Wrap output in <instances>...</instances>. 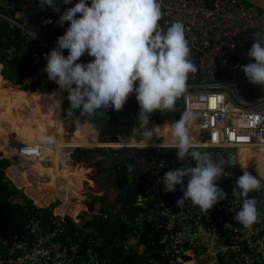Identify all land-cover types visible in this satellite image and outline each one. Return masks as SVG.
<instances>
[{
    "label": "built area",
    "instance_id": "2783aa9c",
    "mask_svg": "<svg viewBox=\"0 0 264 264\" xmlns=\"http://www.w3.org/2000/svg\"><path fill=\"white\" fill-rule=\"evenodd\" d=\"M75 2L71 0V3L63 4L61 0H54L57 5L43 10L36 23L28 20L27 12L21 6L38 9L41 6L38 0H0V19L9 25L11 31L19 30L22 33L29 44L25 49L31 48L38 63L46 59V54L55 47L57 37L68 26L67 21L63 25L58 23L59 15ZM159 4L162 17L158 23L166 29L174 21L182 22L191 50L189 58L199 68L200 79L196 73L188 74L186 93L181 96L182 105L176 101L172 110L180 116L190 108L196 114L195 125L201 141L193 144L194 147L205 148L214 158L225 161L231 158L223 157L226 149L238 150L254 145L264 147V110L261 109L264 96L253 101L243 98L242 90L254 84L237 67L251 62L246 53L252 45V34L256 31L264 33V11L242 0H159ZM64 55H67V50H64ZM91 59L94 58L84 54L77 62ZM161 117L164 118V115ZM162 138L155 146L134 148H173L169 143L162 142ZM44 152L42 146L35 144L14 147L8 157L9 172L15 169L14 175L17 176L26 172L27 181L30 178L40 180L42 175L29 170L27 164L31 160H39ZM146 155L143 154L152 181L148 183L145 195L137 196L135 206L144 209L149 221L154 217L162 219L169 242L162 254L163 260L158 262L150 258L149 264H162L163 261L164 264H264V217L251 228L244 229L234 219L239 205L231 196L237 175L242 169L255 175L257 172L253 168L243 167L239 163L236 167L225 168L216 183L228 192V198L215 204L212 209L201 211L191 203L178 209L168 204L177 199L173 196L174 191L166 193L160 180L167 168L161 151L160 156L152 151ZM190 161L175 159V164L177 167L187 166ZM42 163L51 165V162ZM127 164L125 161L121 165ZM139 174L142 176L146 173ZM259 177L262 178L261 190L251 194L258 203H264V178ZM150 200L156 203L154 210L148 206ZM59 201L60 198L55 196L52 203ZM64 215H60L61 220H35L29 226L35 235L32 241L16 239L9 242L0 235V250H5L0 255V264H107L96 249L101 245L100 241L80 239L76 242L66 239ZM143 215L141 213L130 224L133 231L128 235V248L137 244L140 248L139 241L145 229ZM123 220L126 221V217Z\"/></svg>",
    "mask_w": 264,
    "mask_h": 264
},
{
    "label": "clouds",
    "instance_id": "9594fccd",
    "mask_svg": "<svg viewBox=\"0 0 264 264\" xmlns=\"http://www.w3.org/2000/svg\"><path fill=\"white\" fill-rule=\"evenodd\" d=\"M38 3L53 6L54 0ZM61 3L69 4L71 0ZM161 17L159 0H76L59 15L58 23L63 25L67 21L68 26L46 54L44 71L49 80L67 92V113L92 119L101 111L119 112L134 93L139 108L138 135L146 147L155 146L156 126L148 127L150 117L155 112L172 111L177 99L186 93L188 74L197 72V64L189 58L191 50L182 22L174 21L165 29L158 23ZM252 36L253 43L246 53L251 62L237 67L250 83L264 85V33L256 31ZM84 54L94 59L77 62ZM51 100L52 107L57 109L60 101L56 94ZM196 119L193 110L186 109L168 132L175 157L180 161L191 159L194 166L171 168L160 180L166 193L180 185L178 209L191 203L207 211L228 198V192L216 182L225 165L236 167L238 158L232 155L225 161L194 147L191 133ZM38 141L47 145L54 142L51 136L43 134ZM242 170L231 196L239 205L234 219L249 229L264 217V203L248 195L261 190L262 178L258 173ZM133 171L128 165L127 172Z\"/></svg>",
    "mask_w": 264,
    "mask_h": 264
},
{
    "label": "trees",
    "instance_id": "16d2710c",
    "mask_svg": "<svg viewBox=\"0 0 264 264\" xmlns=\"http://www.w3.org/2000/svg\"><path fill=\"white\" fill-rule=\"evenodd\" d=\"M26 45L29 44L22 33L19 30L11 31L9 25L0 19V64L4 66L3 77L5 80L11 81L14 85H21L28 77L27 75L36 73L42 61L36 63L34 53L31 48L25 49ZM3 84L4 81L0 76V107L3 110V117L1 118L5 120V125L10 128L8 131H5L10 141L23 140L28 135L26 133L35 126L32 123V119L38 114L47 112L56 116L61 115L60 104L57 109H54L51 104L52 100H48V96L56 94V96L61 95L64 98L66 91L58 90L59 88L55 82L47 78V73L29 85H22V91L17 89H3ZM3 96H5V99H3ZM6 101L8 106L3 107L2 104ZM64 105L62 107V115L66 117V115L68 116L70 114L67 113L69 103L66 102ZM138 110V103H136L135 94L133 93L129 96L119 112H109L113 118L123 122L128 130L137 132V134H133L137 139H133L130 136L126 138L129 142L143 141L138 135ZM74 111L78 112V110ZM162 114L164 118L161 117ZM176 117H179V115L173 111L165 110L164 113L155 112L150 117L148 127L156 126L154 132L156 137L159 138L161 137L157 135L159 128L172 124ZM86 119L87 117L81 116L79 113H72L69 119L65 121V130L71 136L70 141L109 144L113 140H119L114 137L110 129H98L94 124H86ZM60 122L62 123V119ZM5 125L2 124L3 127ZM20 126L24 128L27 126L29 131L23 133L20 130ZM97 129L101 130L100 139L99 136L93 138V133ZM13 131L17 133L18 139L11 137ZM124 140L122 139L121 142ZM60 142L64 141L57 139L54 147ZM49 146L42 145V147ZM124 149L122 147L113 148L110 146L75 148L72 153V159L76 163L82 162L83 158L95 160L98 157H106V160L85 162V167H76L77 184L68 186V190H65L64 186L38 185L28 182L25 174L19 175V177L17 174L14 175L15 171H12L13 178L19 185L26 186L27 192L35 201L24 195H19V190H17L13 182L6 176V169L10 165L9 160L5 158L0 159V235L2 239L9 242H13L16 239L32 241L35 239V235L29 226L35 220L40 219L44 222H49L53 218L61 220L60 215L65 214L63 221L66 225V239L76 242L80 239L100 241L101 245L96 247V249L99 255L106 259L107 264H149L150 258L161 262L163 260L162 254L169 244L167 231L162 224V219L154 217L152 221H149V218L145 216L146 212L144 209L135 206L137 196L145 195V191L148 188L147 185L152 179L147 174H143L140 179L137 178L140 172L138 162L133 158L122 160L118 157L122 155ZM58 150L59 153L65 154L66 147L59 148L56 151ZM139 151L144 155L152 151L157 156H160L161 151L166 163L171 162L172 168L177 167L175 164V159H177L175 157L176 150L173 148H143L139 149ZM223 157L229 158L226 153L223 154ZM125 161L129 163L127 166L131 165L133 167V173L129 174L127 172V166L121 165ZM111 165L115 166L113 172L109 170ZM168 170L166 168L165 171ZM68 171L60 172L59 177H72L73 171ZM114 174H116L118 179L117 187L111 179V175ZM82 189L91 193L95 202L98 201L99 204L97 205L100 206V209H97L99 212L98 215L91 213L96 210L93 204H87V206L82 204ZM117 189L120 191L117 192ZM101 192H106L107 195H98ZM65 194L67 196L71 194V201L69 203L64 201ZM19 196L22 199V203L16 201ZM55 196L61 200L59 207L54 208L52 206L56 203H52L48 207L39 208L37 206V204L45 206L53 201ZM181 196H178L177 199ZM73 198H76L77 201L73 202ZM153 205L155 206V204ZM153 205L149 204L148 206L153 209ZM85 209L91 215L84 217L83 214L85 212L82 211ZM81 213L82 219L79 218ZM141 213L144 214L142 220L145 228L139 241L142 251L140 248L138 249L137 244L133 246L136 250L128 253L129 246H127L126 242L129 240L128 235L133 231L130 224L139 218ZM114 214L117 216H114ZM124 217H126V221L123 220ZM134 236L137 237V235ZM166 264H170V262Z\"/></svg>",
    "mask_w": 264,
    "mask_h": 264
},
{
    "label": "crops",
    "instance_id": "0c3cea01",
    "mask_svg": "<svg viewBox=\"0 0 264 264\" xmlns=\"http://www.w3.org/2000/svg\"><path fill=\"white\" fill-rule=\"evenodd\" d=\"M252 43H253V36H252ZM45 64H46V59H43L40 62V64H39V69L36 72V74H34V75L30 74L26 78V79L30 80L29 82L26 83L27 85L31 84L32 82H34L35 80L41 78L42 76H44L46 74V72L44 71ZM0 65H1L0 76L3 79V81H4V84L2 86L3 89L13 87V88H18L19 90H21L22 85H26L23 82L21 85L17 86V85H14L11 81L5 80V78L3 77V68H4V66L2 64H0ZM28 92H31V91H28ZM42 94H44V93H42ZM62 104H61V118H62L63 128H64L65 132L62 131V123L61 122L57 123V121L60 119L59 115L55 116V115L49 114L47 112H42V113L38 114L36 117H34L32 119L33 120L32 123L35 126L30 131H29L27 126H25V128L23 126H20V130L23 133L26 132V131H29L28 133H26L28 135H26V137L23 140H20V141H10L8 139V137L6 136L5 131H8L10 128H9V126L5 125V120H3L1 118V117H3V110L0 107V159L5 158V159H8L10 161V158H8V157L10 156V154L13 151L14 147H16V146H18L20 144H35L36 146H40L42 143H40L38 141V137L41 134L47 135V136H51L54 142L50 146L47 145V144H42V145H45V146H49V147H44V151H45L44 155L39 160H37L36 163L32 162V160L29 163L30 164L34 163L32 168H34V170L36 172H38L40 175H42L40 180L43 181V182L44 181H50L51 183H56V182L63 181V182H66V183L67 182L73 183L74 179H75V175H76L75 168L79 167V166H84L85 167V163H83V162L76 163L75 161L73 162V160L70 159V153H69V156H67V154H65L64 158H58V151H56L57 149L65 148L66 146L74 145V143H70L69 142V140L71 138L69 137L68 133L65 130V121L68 120V118L64 119V116L62 115ZM2 105H3V107H7L8 106L7 101L4 102ZM2 124H4L5 127H3ZM86 124H94V123H86ZM172 124H170V125H172ZM98 127L102 128L101 126H98ZM194 127H195V129H194ZM108 129H110L113 132L115 138L119 139V140H113L110 143H115V142L119 143V142H121V140L123 138H127L128 132H129L128 128L126 126H123L121 123H117L116 125L112 124L110 126V128H108ZM97 131H98V129H97ZM122 135H123V137H122ZM11 137L15 138V139H18L17 138V133L15 131H13L11 133ZM130 137L133 138V139H137V137L134 136V135H132ZM57 139L58 140H63L64 142H60L54 147L55 142L57 141ZM191 139H193L192 140L194 142L193 144H197V143H199L201 141V135H200V133H199V131L197 129V126L195 124L193 126V130H192V133H191ZM155 140H157V141H155ZM159 140H160V137L159 138H154L155 143H158ZM125 141L128 142L127 139H125L123 142H125ZM162 142L166 143L164 138H162ZM250 147H242V148H250ZM70 150L71 149H69V151ZM238 150H241V149L239 148ZM250 150H253V149H250ZM2 151H5V152L3 153ZM248 152L249 151H247L246 153H248ZM68 157H69V159L71 161L72 166H70V164L68 163ZM248 157L250 158V154L248 156H243L241 158V161H247ZM237 158H238V155H237ZM262 158H264V156ZM262 158H259L256 161H258V160H260ZM42 161L51 162V165H47L46 166V165H44L42 163ZM136 161L138 162V167L140 169V172H145L147 175H149L147 162H145L143 160H136ZM256 166H258L260 169H263V171H264V163L262 165H258L257 164ZM246 167H249V166H246ZM171 168H172V163L171 162L167 163V170L171 169ZM67 170H69L68 172H71V170L73 171L72 172V177L69 178V180H67L68 178L59 177L60 176L59 175L60 172L67 171ZM12 171H15V169H12ZM257 171L260 172L259 169H257ZM12 174H13V172L10 173L9 172V167H8L6 169V176H7V178L9 180L10 179L12 180V182H13V184L15 186L18 185L21 188V190L18 188V190H20L22 192V193H19V195H24L25 197H28L29 199L31 198V199L34 200V198H32L30 196H27V195H29V193L27 192L26 186L19 185L14 178H11V176H13ZM112 178H113V175H111V179ZM137 178L140 179L141 175L138 174ZM185 180H186V178L184 179V182H185ZM32 181H33L32 178H30V180H28V182H32ZM76 184H77V179H76L75 185ZM16 188H17V186H16ZM25 192H26V194H25ZM180 195H182L181 190H175L173 192L174 198H177ZM76 200H77L76 198H73V202H76ZM16 201L18 203H22L21 197L20 196L17 197ZM50 203H52V201L49 202L48 204H46L45 206H40L39 204H37L35 202V204H37V206L40 207V208L41 207H47ZM149 203L151 205H153L151 200L149 201ZM60 204H61V200L58 202V205H60ZM153 210H154V205H153ZM2 251L3 250H0V252H2Z\"/></svg>",
    "mask_w": 264,
    "mask_h": 264
},
{
    "label": "water",
    "instance_id": "95a60500",
    "mask_svg": "<svg viewBox=\"0 0 264 264\" xmlns=\"http://www.w3.org/2000/svg\"><path fill=\"white\" fill-rule=\"evenodd\" d=\"M242 1H244V2H246V3H249V4H252V5H255V6H257L258 8H260V9H262V10L264 11V0H242ZM56 5H57V3H54L53 6L43 5V6H40V8H38V9H31V8H29V7H26V6H21V8L24 9V10L27 12V18H28V20L37 23V22H38V20H37V19H38V16L41 14V12H42L43 10H47V9H49L50 7H54V6H56ZM240 73H241V72H240ZM196 77H197L198 79H200V73H199V68H198V67H197ZM242 96H243V98H244L245 100H247V101H253V100H256V99H258V98L264 96V85L255 84V85L247 86V87H245L244 90L242 91ZM136 103H137V102H136ZM177 103H178L180 106L182 105V97H180V98L177 99ZM261 109L264 110V106H263ZM178 119H179V117H176V118L174 119V122H175L176 120H178ZM86 122H87V123H94L95 125L97 124L98 126H101L103 129H104V128H110V126H111L112 124H113V125H116L117 123H121L123 126H126L123 122H121V121L116 120L115 118H113V117L109 114V112H103V111H101L100 114L93 116L92 119L87 118ZM174 122H173V123H174ZM97 125H96V126H97ZM102 128H101V129H102ZM97 132H98V135L101 134V131H100V130H98ZM128 133H130V131H129ZM69 137L71 138V136H69ZM162 137L165 139V142L168 141V139H167L166 137H164V136H162ZM73 148H74V147H73ZM197 148H201V147H197ZM201 149L207 151V149H205V148H201ZM225 153H226L229 157H231L232 155H234V156L236 157L237 154H238V150H235V149H226V150H225ZM118 157H119L120 159L133 158V159H135V160H143V161L147 162L146 157L143 156L137 148H133V150H132L130 153H128V154H126V155H124V156H118ZM161 157H163V154L161 155ZM98 160H106V157H98V158H96L95 160H91V159H88V158H83V159H82V162H83V163H85V162H96V161H98ZM147 164H148V163H147ZM194 164H195V162L191 160V161L187 164V166H194ZM227 167H228V166L225 165V168H227ZM109 170H111V172H113V171L115 170V166H114V165H111V166L109 167ZM240 175H242V172H240V173L237 175V177H239ZM237 177H236V178H237ZM112 181H113L114 185L117 187L118 179H117L116 174L113 175ZM186 182H187V178H186V180H185L184 183L186 184ZM176 189H177V190H180V185H177V186H176ZM17 190H18V188H17ZM117 190H118L117 192L120 191L119 189H117ZM19 193H22V192L19 190ZM103 193H104V192H103ZM248 195H249V197L254 198V195H253V194L249 193ZM176 201H177V200L169 201V202H168L169 206H176ZM176 207H177V206H176ZM261 211H263V208L261 209ZM177 212L179 213V210H177ZM106 214H107V210H106ZM144 230H145V229H144ZM4 251H5V250H4ZM4 251H2L3 253L0 252V254L3 255V254H4ZM133 251H134V248H131V247H130L128 253H131V252H133ZM128 253H127V254H128ZM127 254H126V255H127ZM164 263H165V262L163 261L162 264H164Z\"/></svg>",
    "mask_w": 264,
    "mask_h": 264
},
{
    "label": "bare ground",
    "instance_id": "6f19581e",
    "mask_svg": "<svg viewBox=\"0 0 264 264\" xmlns=\"http://www.w3.org/2000/svg\"><path fill=\"white\" fill-rule=\"evenodd\" d=\"M19 91H21V90H19ZM66 93L67 92H65V95H66ZM46 94H48V93H46ZM3 99H5V96H3ZM62 99L65 100V97L62 98ZM170 126L171 125H169V126H161L159 128V131L157 132V135H159L161 137L164 136V137H166L168 139V132H169ZM132 135H133V133H128V136H132ZM97 136H98V132L95 131L93 133V138H97ZM122 137H123V135H122ZM69 142L70 143H74V145L69 146V147L66 148L65 154H67V156H69V149L73 148V147H96V146H110V147L113 146V147H117V148L118 147H122V148H125V149L122 152L121 156H124V155L130 153L135 146H145L143 141H141V142H139V141H135V142H129L128 141V142H126L125 141V142H119V143L117 142V143H109V144H101V143H96V142H91V143H82V142L79 143V142H72V141H69ZM166 143H169V142L167 141ZM149 146H152V145H149ZM240 149L241 150H238V154H237L238 155V163L241 166H243V167L249 166V167L253 168L254 171H256L261 177L264 178L263 169H260L258 166H256L257 164H254L257 159L262 158L264 156V147L254 145V146H251L250 148H240ZM250 149H253V150H250ZM247 151H249V152L246 153ZM65 154L64 155H60V153L58 151L59 158H64ZM249 154H250V158L248 157L247 161H241V158L243 156H248ZM34 163H36V162H34ZM34 163L27 164V167L29 168V170H34V168H32ZM68 163L70 164V166H72L71 161H69V157H68ZM257 169H259L260 172H258ZM75 173H76V171H75ZM24 174L27 175L26 172ZM76 179H77V175H76ZM32 183L38 184V185H46V184L50 183V181H44L43 182L41 180L35 179V180L32 181ZM56 183H59V182H56ZM52 186H59V185H52Z\"/></svg>",
    "mask_w": 264,
    "mask_h": 264
},
{
    "label": "rangeland",
    "instance_id": "374dc122",
    "mask_svg": "<svg viewBox=\"0 0 264 264\" xmlns=\"http://www.w3.org/2000/svg\"><path fill=\"white\" fill-rule=\"evenodd\" d=\"M34 74H36L35 72L34 73H32L31 75H34ZM27 76H29V75H27ZM43 77V76H42ZM31 79V78H30ZM30 80L29 79H26V80H24V83L26 84L27 82H29ZM10 84V83H9ZM27 85V84H26ZM18 86V85H17ZM7 89H17V90H19L18 88H13V87H10V88H7ZM58 90H60V89H58ZM244 90V89H243ZM242 90V91H243ZM66 96V95H65ZM67 97V96H66ZM65 97V100H63L62 99V97H61V95H58V96H56V98L57 99H59V101H60V112H61V104H62V107H63V105L64 104H66V102L67 103H69V101L67 100V98ZM51 98H52V96H48V100H51ZM52 104V103H51ZM65 106V105H64ZM56 116V115H55ZM60 116V119L57 121V123L58 122H60V120L62 119L61 118V115H59ZM71 116V114H69L68 116L66 115V117L64 116V119H67V118H69ZM66 123H68V122H66ZM69 124H70V122H69ZM89 127H91V126H89ZM96 128H98V129H101L100 127H98V126H95ZM194 129H195V127H194ZM62 131L63 132H65L64 131V128H63V123H62ZM101 131V130H100ZM75 134H76V132H75ZM99 136V139H100V136H101V134L100 135H98ZM128 137V136H127ZM123 139H126V138H123ZM70 141V140H69ZM155 141H157V140H155ZM80 143V142H79ZM82 143H91V142H82ZM116 143V142H115ZM67 147H69V146H66V148ZM111 147H113V146H111ZM114 148V147H113ZM59 151V150H58ZM74 152V149H71L70 151H69V153H70V159L71 160H73V162H74V159H72V153ZM2 155V154H1ZM60 155H64V154H61L60 153ZM58 158H59V155H58ZM264 163V158H262V159H260V160H258V161H255V163L254 164H258V165H262ZM20 177V176H19ZM71 178V177H70ZM67 180H69V177H68V179ZM12 182V181H11ZM64 183V184H63ZM75 183H76V175H75V179H74V182L73 183H69V182H63V181H60L59 183H48V184H46V185H59V186H64V188H65V190H68V186H73V185H75ZM17 186V188H19L20 190H21V188L18 186V185H16ZM23 191V190H22ZM82 193H81V195H82V204H84V205H86L87 206V204H93V206L95 207V209L96 210H94V211H92L91 213H93L94 215H98L99 214V212L97 211V209H100V206H98L97 204H99L98 203V201L97 202H95V199L91 196V193H89V192H87V191H85V189H82V191H81ZM25 194H26V192H25ZM67 194V193H66ZM64 195V201H66L67 203H69L70 201H71V194H70V196H67V195ZM106 194V192L105 193H103V192H101V194H98V195H101V196H104ZM107 195V194H106ZM27 196H30V195H27ZM31 197V196H30ZM31 199V198H30ZM32 200V199H31ZM77 201V200H76ZM101 204V203H100ZM57 205H58V203H56V204H54V205H52L54 208L55 207H57ZM99 207V208H98ZM87 210L85 209V210H83L82 212H85L84 214H83V216L85 217V216H87V215H91L90 214V212H86ZM89 211V210H88ZM114 216H117L116 214H114ZM79 218H81L82 219V213H81V215H80V217ZM136 249H134V251H135Z\"/></svg>",
    "mask_w": 264,
    "mask_h": 264
}]
</instances>
